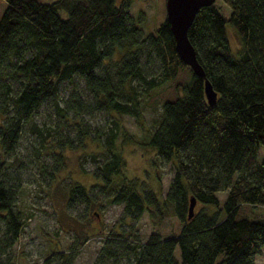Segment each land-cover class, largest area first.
Masks as SVG:
<instances>
[{"label": "trees", "instance_id": "obj_1", "mask_svg": "<svg viewBox=\"0 0 264 264\" xmlns=\"http://www.w3.org/2000/svg\"><path fill=\"white\" fill-rule=\"evenodd\" d=\"M215 1L197 10L187 31L216 91L209 103L203 78L177 53L166 17L155 32L142 34L140 15L135 21L128 9L132 0H5L0 12V264H11L9 249L22 228L2 154L14 149L38 107L53 99L57 123L68 127L46 139L38 129L45 152L56 162L52 173L62 162L61 149L82 145L91 135L84 113L105 110L137 119L153 91L166 86L170 94L161 100L145 140L174 162L164 196L123 172L116 141L123 122L115 117L93 170L95 181L86 186L71 180L67 202L89 204L98 186L110 201L123 204L124 215L173 214L179 229L166 235L151 229L143 239L109 231L95 264H120L118 248L129 251L125 264H257L264 217L247 211L264 204V156L258 157L264 148V0ZM228 26L237 45L228 38ZM151 63L157 66L153 72ZM76 77L82 86L72 87L62 104L55 100L59 84ZM219 190L225 191L222 198ZM191 197L198 205L188 217ZM77 247L51 249L44 263L59 257L62 264H74Z\"/></svg>", "mask_w": 264, "mask_h": 264}, {"label": "rangeland", "instance_id": "obj_2", "mask_svg": "<svg viewBox=\"0 0 264 264\" xmlns=\"http://www.w3.org/2000/svg\"><path fill=\"white\" fill-rule=\"evenodd\" d=\"M215 2L221 3L220 0ZM4 5L5 0H0V12ZM128 9L135 21L140 15L138 25L141 26L142 34L155 32L157 24L166 15L165 0H132ZM227 32L231 44L237 45L238 36L233 27L228 26ZM156 67L155 63H151L152 72ZM78 86H82L79 77L74 82L63 81L59 84L55 100L62 104L67 92ZM165 88L153 91L152 98L144 103L137 119L128 114L119 115L105 110L84 113L91 135L85 138L82 145L61 149L62 162L52 173H49V169L56 162L52 155L45 152L38 129L47 133L46 139L51 137L49 134L57 135L55 130L67 131L68 127L57 123L59 116L53 99H47L38 107L24 123L14 149L2 154L8 182L16 189L14 207L22 213V228L9 249L11 264H62L59 257L51 259L49 263H44V258L51 249L66 250L73 244H78L74 264H95L99 248L106 243L109 231L143 239L151 229H157L161 235L179 229L180 221L173 214L164 215L161 219L147 212L136 218L124 215L123 204L110 201L105 193L98 192V186L93 188L91 194L94 199L89 204L67 202V187L71 180L77 179L86 186L95 181L93 170L102 159L101 152L106 147L105 137L115 117L123 122L120 123L116 139L124 160L123 172L128 177L145 180L159 196H164L174 175V162L158 155L145 140L156 125L161 100L170 94L167 90L170 87ZM74 131L72 129L69 132ZM95 134L99 136L94 138L92 135ZM263 156L264 148L260 146L258 157ZM217 193L222 198L225 191L219 190ZM247 212L251 216L264 217V204L253 206ZM118 251L119 263L125 264L129 251L120 248ZM255 260L257 264H264V244L260 252L255 254Z\"/></svg>", "mask_w": 264, "mask_h": 264}, {"label": "water", "instance_id": "obj_3", "mask_svg": "<svg viewBox=\"0 0 264 264\" xmlns=\"http://www.w3.org/2000/svg\"><path fill=\"white\" fill-rule=\"evenodd\" d=\"M214 0H165V17L169 22L174 37L175 49L179 57L187 63L192 71L203 78V89L209 103H214L216 91L205 71L198 61L194 45L190 41L187 31L197 10L212 3ZM195 204L194 197L190 198L188 205V217L192 214Z\"/></svg>", "mask_w": 264, "mask_h": 264}]
</instances>
